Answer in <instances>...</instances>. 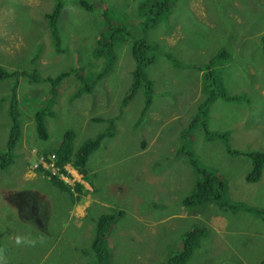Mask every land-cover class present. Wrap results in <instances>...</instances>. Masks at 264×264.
<instances>
[{
    "label": "rangeland",
    "instance_id": "374dc122",
    "mask_svg": "<svg viewBox=\"0 0 264 264\" xmlns=\"http://www.w3.org/2000/svg\"><path fill=\"white\" fill-rule=\"evenodd\" d=\"M85 1L98 9L63 0L56 44L45 18L50 0H0V67L8 72L35 69L40 78L69 68L91 78L107 68L109 58L97 44L106 31L100 8L126 27L134 24L139 38L146 27L139 22L141 3L151 2ZM263 35L264 0H176L167 16L146 30L157 51L146 70L153 95L143 115L141 93L122 104L134 67L130 39L117 45L114 62L93 90L78 97L70 77L52 94L49 83H29L20 76L21 136L13 163L0 169V258H7L0 264H86L93 258V231L103 214L115 215L105 241L107 264H163L195 223L206 225L208 232L188 264L264 260V169L257 182H247L250 159L228 154L219 137L228 131V146L234 150H264ZM222 52L229 58H218ZM204 66L214 72L222 92L236 97L216 96L206 121L213 136L207 139L197 118L199 105L210 96L206 70L199 69ZM13 86L14 79L0 80V153L6 149ZM46 107L48 137L40 140L33 115ZM115 116L114 135L89 156L85 176L64 167L63 181L72 196L53 185L49 180L58 179L59 172L51 166V151L63 133L74 132L77 149L106 129L99 119ZM194 120V127L187 128ZM190 153L226 181L227 203L243 208L183 206L199 181L189 165ZM75 182L80 191L72 186ZM248 207L260 213L244 210Z\"/></svg>",
    "mask_w": 264,
    "mask_h": 264
},
{
    "label": "trees",
    "instance_id": "16d2710c",
    "mask_svg": "<svg viewBox=\"0 0 264 264\" xmlns=\"http://www.w3.org/2000/svg\"><path fill=\"white\" fill-rule=\"evenodd\" d=\"M52 2V7L49 12L45 14L48 27L50 28L51 34L54 36L53 40L56 44H59L57 39V22L60 12L63 8V0H50ZM176 0H150L151 4L148 5L147 2L142 1L140 12H139V22L142 25H146L144 29H141L140 37H134V24L128 23L130 27H126L121 21L113 16L112 12L106 8H100L101 16L106 26L105 33L101 34L98 39L99 50L105 53L107 60V68L112 65L115 59V49L118 44L126 42L128 39L131 40V56L134 60V67L131 70V85L129 91L122 99V104L125 106L127 102H130L132 98L139 92L142 94V98L145 99L143 102L144 106L142 108L141 114L147 112L151 105L152 95H153V83L147 74V68L155 62V53L157 47L148 41L146 38V30L152 28L158 21L162 20L167 16L168 12L171 10L173 3ZM81 6L88 8L87 10L98 9L97 5H93V2L85 0H79ZM145 15V17H144ZM141 18V19H140ZM262 52L264 56V35L261 37ZM171 62L176 63L174 58L167 56ZM229 58L227 52H222L218 54V58ZM34 62V61H33ZM107 68L96 73L91 78L84 74L81 69L69 68L66 71L61 72L55 77H45L40 78L37 71L33 69L31 72L26 71H6L0 67V80L2 79H14V86L11 89L8 103V116L10 120V128L8 133V138L6 142V149L4 153H0V169L6 170L12 163L15 157V146L21 136V125L20 118L22 117V109H19V101L16 95V89L18 84V79L20 76L26 77L29 83H40L47 82L51 85L52 89L50 93L52 94L56 91V85L61 81L72 78L77 83V88L75 90L74 96L78 97L83 93H89L93 90L95 85L104 76ZM107 69V70H106ZM201 70H206L204 72V81L206 88L210 91V96L202 101L198 107V120L200 126L203 130L205 138L212 137L213 134L210 133L207 128V114L210 105L216 99V96H222L227 100L236 99V97H230L225 92L221 91V88L216 82V77L214 72H212L207 67H199ZM208 70V71H207ZM73 76V77H72ZM212 82V83H211ZM50 103L52 101L50 100ZM29 109V107H28ZM49 113L47 109L43 111H36L33 115L34 129L37 137L40 140H45L48 137V132L44 122V113ZM52 115V114H50ZM118 119L117 116L111 118H101L98 122L106 123V129L100 132L95 137H91L83 142V144L75 149L74 148V132L72 130H67L63 133L61 143L59 146L52 150L51 156L54 159V166L61 168L60 172H64L65 165L72 166L76 171L80 172L81 175L85 176L87 173V162L89 156L95 152L102 144L104 139L111 138L114 135L115 121ZM197 120H194L189 124L187 128L194 127ZM187 130H184V134ZM215 136V135H214ZM219 137L225 143V148L230 155H242L250 159L251 169L245 176L247 182L255 183L257 182L264 169V150H252V151H240L229 148L228 137L229 132L225 131L219 135ZM184 150V147L182 148ZM189 153V151H187ZM189 165L198 175L199 181L194 185V188L190 194H188L183 200L182 204L185 208L201 207L205 205H215L222 209H228L232 207V210L237 208H243L244 206H230L226 200V181L218 176L217 172L211 171L201 165L195 160L193 155H189ZM47 172V171H46ZM50 174L49 172H47ZM51 175V174H50ZM55 186H57L62 191L68 193L72 196L71 188L66 186L64 181L57 179L55 176H51L49 180ZM72 186L80 191L82 186L75 182ZM73 198V197H72ZM249 212L260 213L256 208H244ZM121 215V214H120ZM115 220V215L113 214H103L96 220L94 228V236L91 241L90 249L93 254V258L88 260L86 264H107L109 253L106 246V236L111 230L112 222ZM208 228L203 224H194L192 227L186 229L181 238H179V245L175 248L174 252H171L163 264H188L195 254V250L198 248L199 243L207 235ZM6 254H4L5 256ZM0 259H7L1 257ZM259 264H264L262 260Z\"/></svg>",
    "mask_w": 264,
    "mask_h": 264
},
{
    "label": "bare ground",
    "instance_id": "6f19581e",
    "mask_svg": "<svg viewBox=\"0 0 264 264\" xmlns=\"http://www.w3.org/2000/svg\"><path fill=\"white\" fill-rule=\"evenodd\" d=\"M52 166H53L54 168L57 169V172H59V173H58L59 176H58V175H56V176H58V178L61 179V180L63 181V180H64V177H63V173L60 172V169H61V168H58V167L54 166V164H53ZM65 166H66V165H65ZM71 167H72V166H71ZM72 168H73V167H72ZM63 169H64V168H63ZM64 170H65V169H64ZM64 183H65V182H64ZM65 184H67V183H65ZM67 185H68V184H67Z\"/></svg>",
    "mask_w": 264,
    "mask_h": 264
},
{
    "label": "built area",
    "instance_id": "2783aa9c",
    "mask_svg": "<svg viewBox=\"0 0 264 264\" xmlns=\"http://www.w3.org/2000/svg\"><path fill=\"white\" fill-rule=\"evenodd\" d=\"M52 165H53V164H52ZM52 165H51V166H52Z\"/></svg>",
    "mask_w": 264,
    "mask_h": 264
},
{
    "label": "crops",
    "instance_id": "0c3cea01",
    "mask_svg": "<svg viewBox=\"0 0 264 264\" xmlns=\"http://www.w3.org/2000/svg\"><path fill=\"white\" fill-rule=\"evenodd\" d=\"M86 215V214H85Z\"/></svg>",
    "mask_w": 264,
    "mask_h": 264
}]
</instances>
